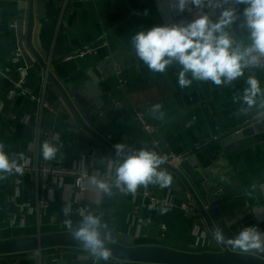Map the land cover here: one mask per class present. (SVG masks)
<instances>
[{"label":"crops","instance_id":"obj_1","mask_svg":"<svg viewBox=\"0 0 264 264\" xmlns=\"http://www.w3.org/2000/svg\"><path fill=\"white\" fill-rule=\"evenodd\" d=\"M18 4L15 0H0V142L10 155L24 153L29 164L28 171L22 175L13 174L0 181V240L69 231L65 220L71 219L75 224L84 211L102 212L112 235L124 246H158L189 253L209 251V241L197 228L196 219L183 211L186 201L173 189V184L164 189L153 185L140 187L135 196L113 189V196L108 197L88 182L86 190L79 192L74 188L73 177L52 181L48 189L37 183L35 170L43 164L83 171L98 178L110 175L107 159L115 156L113 152L103 147L91 150L87 156L79 154L81 150L76 148L74 132L81 127L72 112L61 109L63 100L55 85L57 83L64 91L72 87L79 90L91 77L100 82L101 104L88 110L95 124L98 123L99 136L114 149L117 143L149 147L167 159L198 152L196 158L203 168L216 162L221 177L226 176L231 181L223 182L230 210L236 212L245 208L251 212L245 219L239 218L232 230L256 226L264 232V192L257 190L255 198L244 195L252 182L264 183V120L254 112L238 115L241 105L233 102V96L242 94L246 87L248 75H255L264 89V70L246 71L245 76L231 86L193 81L187 88L178 84L180 69L176 65L163 74L150 72L135 57L131 36L141 28L187 22L195 17L192 9L184 13L173 11L168 7V0H47L46 13L35 16L32 36L33 50L44 61L43 68L26 46V31L21 37L16 35L14 27L10 30V19L19 14ZM26 6L27 16L28 2ZM237 7L242 12L244 5ZM240 23L242 18L237 25ZM20 44L24 46L21 52L31 60L29 64L23 57L15 60ZM92 49L96 51L77 58ZM115 55H120L127 66L117 67L108 79L102 66ZM69 56L76 58L65 61ZM50 60L45 98L56 106L57 113L41 112L31 98L42 97ZM22 76L30 95L15 87ZM156 103L162 105L163 121L150 113ZM138 113H143L156 128L154 134L144 131ZM39 127L42 135L37 138L35 130ZM235 132L239 133L233 135L234 142L225 145L219 142ZM46 140L62 146V160L59 154L56 160L43 158L41 146ZM83 149H89L87 143ZM145 192L171 201L174 208L161 214L160 209L151 207ZM37 201H47L49 207L38 210ZM65 205L71 208L69 217L61 211ZM40 261L44 264H97L87 251L74 248L0 255V264H39ZM98 264H111V259Z\"/></svg>","mask_w":264,"mask_h":264},{"label":"clouds","instance_id":"obj_2","mask_svg":"<svg viewBox=\"0 0 264 264\" xmlns=\"http://www.w3.org/2000/svg\"><path fill=\"white\" fill-rule=\"evenodd\" d=\"M244 5L242 12L237 6ZM205 6L215 10L213 16L201 11ZM168 7L177 13L195 9V17L187 22H172L141 28L135 32L130 43L134 55L152 73H166L171 66H178V84L181 88L190 87L193 81L211 82L216 86H231L245 72L255 69L264 70V0H168ZM242 18V23L237 21ZM242 94L233 96V102L239 103L238 115L250 113L264 120V89L255 75H248ZM151 115L158 120L165 119L160 103L150 109ZM42 155L46 161L61 160V145L50 141L42 144ZM115 156L108 158L111 173L108 177H88V183L99 192L113 196V189L135 196L140 187L149 185L161 189L170 188L173 177L162 168L167 157L158 154L149 147L135 148L125 143H117ZM6 146L0 142V181L13 174L22 175L29 164L24 153L6 152ZM105 161L101 159V162ZM222 182L230 183L226 176ZM264 192V183L252 182L244 190L248 198ZM65 217L71 214V208L63 206ZM161 214L167 209H161ZM81 219L73 224L65 220L73 239L79 242L85 251L97 262L109 261L112 249L108 246L113 239L109 224L103 219V213L80 212ZM214 240L242 253L264 255V232L256 226H244L236 235L226 237L222 229L214 230Z\"/></svg>","mask_w":264,"mask_h":264},{"label":"water","instance_id":"obj_3","mask_svg":"<svg viewBox=\"0 0 264 264\" xmlns=\"http://www.w3.org/2000/svg\"><path fill=\"white\" fill-rule=\"evenodd\" d=\"M18 2V16L10 19V30L15 29L17 36H24L26 31V46L36 57L39 64L44 68L45 63L37 56L32 47V36L35 27L36 14L42 16L46 13L47 0H15ZM26 2H28V15L26 16ZM36 7V8H35ZM26 22V26H25ZM15 23V24H13ZM12 28V29H11ZM39 43V41H38ZM19 50L24 51L23 44L19 45ZM47 56V53L44 52ZM22 57L27 64L31 62L29 56L22 53ZM120 55L110 58L106 66H102L107 71L106 77L109 79L117 67L127 66L120 59ZM114 65V66H113ZM111 69H113L112 73ZM60 93L61 109L67 108L72 112L81 128L76 129V148H80L81 156H87L91 150L107 148L115 154L116 150L101 136H99L98 123L89 114L91 107H99L101 104V91L99 89V79L93 78L86 82L82 88L63 90L55 83ZM128 93V91L126 92ZM94 120V123H92ZM88 122V123H87ZM76 126V125H74ZM97 127V128H96ZM95 128V129H94ZM234 134H229L219 140L223 145L230 141H235ZM89 137V138H88ZM87 143L89 149L84 150ZM76 150L75 148H69ZM158 154L159 152L156 151ZM198 152H192L178 160L166 159L162 168L172 174L173 189L178 192L183 201L191 199L197 207L196 226L209 241L208 252L189 253L158 246H138L129 247L119 244L113 235L112 242L108 245L113 252L112 258L126 263L143 264H264V255H253L240 252L224 244H217L214 240L213 232L222 229L226 237L236 235L240 230H232L239 218L245 219L251 215L245 208L233 212L230 210V203L227 200V192L221 181V174L218 171L217 163L203 168L197 158ZM96 157H99L98 155ZM108 158V156H105ZM172 165V166H171ZM177 166V168H174ZM175 176V179H174ZM74 248L84 250L82 245L75 241L70 230L66 232H53L49 234H38L36 236L13 238L0 240V255L26 252H42L47 249Z\"/></svg>","mask_w":264,"mask_h":264},{"label":"built area","instance_id":"obj_4","mask_svg":"<svg viewBox=\"0 0 264 264\" xmlns=\"http://www.w3.org/2000/svg\"><path fill=\"white\" fill-rule=\"evenodd\" d=\"M83 1L84 2H93V1H99V0H83ZM192 10H193L194 14L195 13L199 14L198 12H196L195 9H192ZM237 10L239 12L238 7H237ZM201 11L207 12L213 16L216 15L215 10H213L207 6H205ZM95 51H96L95 49H92V50L87 51L85 53L79 54L77 56V58L83 57L86 54H91ZM21 58H22V52L18 51L16 54L15 60L18 61ZM75 58L76 57L69 56V57L65 58L64 60L69 61V60H73ZM48 63L49 64L46 67V72H47L46 74L47 75H46V79H45V86L43 87V89H44L43 95L41 98H36L34 96H32L31 98H32V100H34L38 104L41 112L44 110H48L52 113H57L56 106L47 102L46 98H45L47 95L46 94V92H47V78H48V74H49L51 60ZM15 87L17 89L22 90L26 94H29V95L31 94L29 92V90L26 88L25 76H22L21 79H19L17 82H15ZM138 121L141 124L144 131L148 135L154 134L156 132V128L145 119V116L143 113H138ZM41 133H42V131H41L40 127L37 130H35V135L37 136V138L41 137V135H42ZM49 133H47L46 135L49 136ZM179 158H175L173 160H178ZM27 171L28 170L25 168L24 172H27ZM35 172L37 173V183L42 185V187L44 189H48L49 184L52 181L60 182L66 177H73V178H75L74 188L76 190H78L79 192H84L86 190L85 184H86V182H88V177L93 176V175H89L88 173L83 172V171L72 170L69 168H64V167H60V166H56V165H49V164H43L40 168L36 169ZM126 195H129V194H126ZM144 196L149 201V204L151 205V207L154 209H160L161 210L163 208V209L171 210L174 208V205L171 201L158 199L151 192H145ZM35 207L38 210L39 209L40 210H46L49 207V203L47 201H37L35 203ZM182 209L189 217L196 218V216L198 215L196 205L191 201L189 202V200L186 201L182 205ZM39 264H44V263L39 262ZM111 264H127V263L123 262V261L111 259Z\"/></svg>","mask_w":264,"mask_h":264},{"label":"rangeland","instance_id":"obj_5","mask_svg":"<svg viewBox=\"0 0 264 264\" xmlns=\"http://www.w3.org/2000/svg\"><path fill=\"white\" fill-rule=\"evenodd\" d=\"M40 262H42V261H40ZM43 263V262H42Z\"/></svg>","mask_w":264,"mask_h":264}]
</instances>
